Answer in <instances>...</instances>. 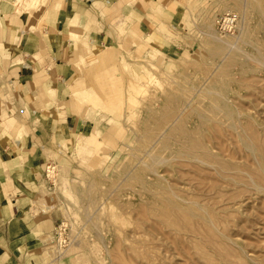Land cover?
<instances>
[{
    "label": "rangeland",
    "instance_id": "rangeland-1",
    "mask_svg": "<svg viewBox=\"0 0 264 264\" xmlns=\"http://www.w3.org/2000/svg\"><path fill=\"white\" fill-rule=\"evenodd\" d=\"M59 2L0 0V95L23 73L21 99L40 114L18 102L0 115L14 117L0 168L22 172L63 226L60 243L39 226L42 256L8 264H264V0H71L64 62L73 40L76 57L54 84L21 67L34 51L14 46L3 18L47 20ZM225 12L237 21L220 31ZM32 141L31 157L18 153Z\"/></svg>",
    "mask_w": 264,
    "mask_h": 264
},
{
    "label": "crops",
    "instance_id": "crops-1",
    "mask_svg": "<svg viewBox=\"0 0 264 264\" xmlns=\"http://www.w3.org/2000/svg\"><path fill=\"white\" fill-rule=\"evenodd\" d=\"M94 1L97 0H83L86 4H92ZM153 1L157 2L158 5L160 4L165 10H171L170 0ZM71 4V0H60L55 14L53 16H48L47 20H42L41 14L31 15L28 14V11L22 15L20 22L16 20L17 15L13 16L14 22L10 25L7 24V21L3 18V27L9 32V35L13 31L12 43L14 46H22L31 50L33 49L34 51V53L24 57L23 62H21V67L29 70L30 76L43 67L49 81L54 84H60V70H64L67 64V66L74 65V61L71 62V59L76 57L75 49L77 45L75 40L71 42L68 59L64 62L65 56H67L70 37L69 33L64 29V26H62L64 24V19L69 16H67V14L69 12V5ZM150 9V7L143 8V15L141 18L142 25L147 26L149 18L146 13H149ZM10 13L9 10L8 14ZM62 16L64 19L61 18ZM72 16L73 14L71 13L68 18ZM15 23L18 24L14 26ZM68 29L70 30V26ZM71 30H75V27L71 28ZM42 51L50 55L49 59L46 55H44L42 59H39L42 56ZM22 75L23 73L17 78L11 77L10 81L13 82L11 91L6 92L5 95H0V115L2 113L7 114L12 109H15L17 112L19 109L17 103L19 102L21 105L27 104V109L31 114L35 111L34 114L37 120V116L40 114L39 111L34 109L35 104L31 101H26L25 103V101H22L21 95L19 94L21 86L26 84V78L22 77ZM27 83L29 85H37L38 81L36 78L31 77L28 79ZM5 86V76L0 72V88ZM54 89L59 91L58 88L54 87ZM60 116L64 117H59L58 123H62L63 125L66 124V115L61 114ZM2 118L7 119L5 125H2L5 128L10 126L12 123L11 120L14 119V117L6 115H3ZM70 123L71 124H66L69 133L78 134L84 132L86 129L85 121H82L76 116L72 118ZM2 126L0 125L1 130H3ZM35 126L34 124L30 126L32 133L36 131L34 128ZM7 133L9 132L7 131ZM4 141L5 140L2 141L5 143V149H2L3 154L5 155L8 151L7 149H9L10 152L8 156L10 159H13L15 154L14 141L12 138H9L7 142ZM0 147L3 148L1 143ZM35 147L36 144L32 141L18 148V153H22L24 157H31L35 152ZM11 173L13 175H11ZM9 174L10 175L0 168V264L13 263V261L23 262V260L31 255L42 256L45 252L47 243L42 241L44 233L43 230L38 227L52 226L53 230L57 220L52 210L46 208L42 202H38V200L34 199L33 191L27 186L25 180L19 182L22 172H9Z\"/></svg>",
    "mask_w": 264,
    "mask_h": 264
},
{
    "label": "built area",
    "instance_id": "built-area-1",
    "mask_svg": "<svg viewBox=\"0 0 264 264\" xmlns=\"http://www.w3.org/2000/svg\"><path fill=\"white\" fill-rule=\"evenodd\" d=\"M237 15L234 12H225L223 14H220L217 18H216V26L218 28V30L220 31H228L231 28H233V26H235V22L237 21L236 19ZM49 168V166L47 167ZM51 168V167H50ZM46 173V177H48V169H46L45 171ZM63 230V226H60V224H55L54 228H53V234L55 237V240L57 241V243H60L61 240L60 239V235H61V231Z\"/></svg>",
    "mask_w": 264,
    "mask_h": 264
},
{
    "label": "bare ground",
    "instance_id": "bare-ground-1",
    "mask_svg": "<svg viewBox=\"0 0 264 264\" xmlns=\"http://www.w3.org/2000/svg\"><path fill=\"white\" fill-rule=\"evenodd\" d=\"M71 29V28H70ZM204 163V162H203ZM242 171V170H241ZM247 171V170H246ZM216 172V171H215ZM218 172V171H217ZM249 174V173H248ZM262 174H263V172H262ZM264 175V174H263ZM262 177V176H261ZM239 178V177H238ZM249 178V177H248ZM257 179H259V177L257 176ZM261 179V178H260ZM262 180V179H261ZM253 182H254V180H253ZM257 182V181H256ZM261 182H263V181H260L259 183H261ZM264 183V182H263ZM206 185V184H205ZM208 185V184H207ZM259 188H263L262 186H260V185H257ZM205 191H206V189H205ZM221 191V190H220Z\"/></svg>",
    "mask_w": 264,
    "mask_h": 264
}]
</instances>
